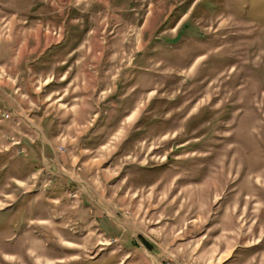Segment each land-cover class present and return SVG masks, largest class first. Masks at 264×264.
<instances>
[{
	"label": "rangeland",
	"instance_id": "obj_1",
	"mask_svg": "<svg viewBox=\"0 0 264 264\" xmlns=\"http://www.w3.org/2000/svg\"><path fill=\"white\" fill-rule=\"evenodd\" d=\"M144 63L154 81H127ZM177 72L198 89L173 121L148 105ZM5 109L23 117L0 127V264L30 245L62 264L43 235L60 217L65 264H264V0H0ZM132 235L160 255L136 256Z\"/></svg>",
	"mask_w": 264,
	"mask_h": 264
},
{
	"label": "flooded vegetation",
	"instance_id": "obj_2",
	"mask_svg": "<svg viewBox=\"0 0 264 264\" xmlns=\"http://www.w3.org/2000/svg\"><path fill=\"white\" fill-rule=\"evenodd\" d=\"M180 29L181 26L179 25H169V27H167L162 31H166L168 32V30L171 31H177V35L172 37V38H176L178 36V34L180 33ZM145 50L139 52L138 56L136 57V59H139V57H143L144 60L145 58H148L147 56H144ZM141 57V58H142ZM146 61V60H145ZM144 61V62H145ZM147 63L144 64H140L139 66H131L132 69V74H129L131 76H129L127 81H133L135 80V82H137V80L139 82L143 83L144 82H149L151 83V80L154 81L153 79H151L150 75H146V74H141L142 73V69L146 68L147 66H145ZM184 75H182L180 72L177 73H171L170 75L166 74V73H161L160 75H156L157 78H159L161 80V86L160 89H155V96L150 100V103L153 104H149L148 107H152L153 111H157V112H161V114H163L165 117V119L169 118L170 120L173 121H177V120H182V119H186L190 117L191 115L194 116V112L191 111V114L188 115L189 108L186 107L187 103H185L184 97L183 95H185L188 92H194L197 91L198 87H196V85H194L193 87V82H195V80H197V78L194 79H188L186 77H183ZM120 77V76H119ZM188 79V80H187ZM199 81L204 82L203 86L206 85L207 86L210 84V82H205L206 80L201 79ZM184 82V83H183ZM198 82V81H197ZM144 86V85H143ZM180 86H183V90L181 91ZM138 87V85H135L133 87L132 90L136 89ZM175 87H179L177 89V94L175 96H168L167 92H169L171 90V93L176 92V90H174ZM158 102V104H156V102ZM191 102V100H189ZM203 106L202 108L204 109V113L202 115V117H204V119L207 121L208 126L213 129L214 127V119H215V112L212 110L211 107H206ZM202 108L195 110V112L200 113L202 111ZM202 111V112H203ZM221 120H223L225 122L226 120V113L223 114ZM216 128V126H215ZM181 147H183L184 143H181ZM5 151L0 149V173H4L5 171ZM77 187L76 184H65V190L67 192H69L68 190H75ZM76 191V190H75ZM75 196V195H74ZM55 197V195H54ZM67 197V196H66ZM70 197V192L68 194V198ZM67 198V202H69ZM63 199H65V197H63ZM59 203H62L59 201ZM66 206V205H64ZM60 220H62V224L58 221V224H60L62 226L61 232H54V231H50L48 233L43 234L44 236H46V238L51 239V243L48 244V246L55 248L57 251L62 252V254L64 255L62 259H56L58 262H61L62 264H65L67 261L70 260V250L69 248H67L68 246H66L65 242H61L60 241V237H62V239L65 238L66 234H65V228L66 225H64V221H65V217H60ZM47 220H41L40 223L45 225V223H47ZM54 225V224H53ZM36 236H38L39 238H36V241H40V237L42 236L41 233H36ZM42 239V238H41ZM30 245L28 246V248L23 251V256L22 259L24 261V264H51L52 262H54V258H51L52 255H46L43 254L42 256L38 255V251L39 249L36 251H32ZM36 247V246H35ZM42 260V263H40Z\"/></svg>",
	"mask_w": 264,
	"mask_h": 264
},
{
	"label": "crops",
	"instance_id": "obj_3",
	"mask_svg": "<svg viewBox=\"0 0 264 264\" xmlns=\"http://www.w3.org/2000/svg\"><path fill=\"white\" fill-rule=\"evenodd\" d=\"M120 75H118V78L117 79H120V77H119ZM6 111H13L12 109H5L3 112H6ZM71 112L70 113H74L75 114V110H70ZM3 112H1V110H0V116H2V113ZM15 112H17V111H15ZM136 111L135 110H132L131 112H129V114H128V116H127V120H130L131 118H133V116H134V113H135ZM110 113H111V110H110ZM84 114H87V112L86 111H84L83 112V115ZM88 114H90V112L88 113ZM93 114V115H92ZM92 114H90L91 116H92V119H91V121H93V120H95L96 119V116L97 115H99V113L98 112H93ZM22 117H23V115H22ZM113 119H115V116L114 117H112V120L110 121V122H112L113 121ZM9 122H11V121H5L4 123H2V124H0V127H2V126H4V125H6V124H9ZM107 122L109 123V121H108V119H107ZM7 150V149H6ZM6 154H7V152H5V166H6V161H7V159H6ZM10 157H11V155H10ZM6 168V167H5ZM32 174H34V173H32ZM31 177V176H30ZM29 177V178H30ZM69 177V179L68 180H70L71 179V181H69V183H72L73 181L75 182V183H79V181H75V180H73L70 176H68ZM28 178V179H29ZM27 179V180H28ZM13 180L16 182V183H22V182H24V181H26V180H24L23 178H18L17 176H14L13 177ZM67 180V181H68ZM73 182V183H74ZM69 183H67V184H69ZM74 183V184H75ZM53 197V201H58V200H56L57 198L56 197H54V196H52ZM60 201V200H59ZM58 201V202H59ZM84 202H85V200H83ZM61 202V201H60ZM98 217H96V220H98L99 218H101V219H99L100 220V224L102 225H104V223H103V217L100 215L99 216V218L97 219ZM107 220H109V223H111V222H113V220H115V219H111V218H106ZM158 222V221H157ZM156 222V223H157ZM160 222V221H159ZM116 224H118V223H116ZM102 225V226H103ZM57 233V232H56ZM110 233V232H109ZM111 233L112 234H117L115 231L113 232V231H111ZM87 236V235H86ZM121 236V235H120ZM133 237H131L130 238V241L132 242V245H131V247L133 248V249H135V250H137L138 251V254L136 255V256H140V255H143V256H148V257H158L159 255H160V252H158L159 250L156 248V246L150 241V240H148V239H146V238H143V236H134V235H132ZM110 238H111V236H110ZM122 238V237H121ZM116 240H119V237H116L115 238ZM143 239L144 240H146V241H148L151 245H152V249H149V248H147L146 246H145V244H144V241H143ZM107 248H110L109 246H107V247H102V248H100V251H105ZM111 249V248H110ZM237 250H238V248L236 249H233V250H229V249H227V250H223V251H221V252H217V253H213L212 255H214V256H217V257H227V258H230V259H232L233 257H235L236 256V252H237ZM118 254V251L116 250V249H111V255H117ZM133 255H135V254H132L131 255V252H129L128 251V253H127V255H126V258H128L129 256H130V258L131 257H133ZM120 256H122V255H120ZM129 258V259H130ZM230 259H228V260H230ZM125 259H120V261L118 262V263H116V264H122L123 263V261H124ZM227 260V261H228ZM134 264H137V262L136 261H134ZM144 264H152V263H149V262H144Z\"/></svg>",
	"mask_w": 264,
	"mask_h": 264
},
{
	"label": "built area",
	"instance_id": "obj_4",
	"mask_svg": "<svg viewBox=\"0 0 264 264\" xmlns=\"http://www.w3.org/2000/svg\"><path fill=\"white\" fill-rule=\"evenodd\" d=\"M22 115L15 112V111H6L2 113V116H0V124L4 123L5 121H11L13 123H16L17 125L21 124ZM18 143H21V139L18 141ZM19 153H22L21 151Z\"/></svg>",
	"mask_w": 264,
	"mask_h": 264
},
{
	"label": "trees",
	"instance_id": "obj_5",
	"mask_svg": "<svg viewBox=\"0 0 264 264\" xmlns=\"http://www.w3.org/2000/svg\"><path fill=\"white\" fill-rule=\"evenodd\" d=\"M144 244L147 248L152 249V245L148 241H145Z\"/></svg>",
	"mask_w": 264,
	"mask_h": 264
}]
</instances>
